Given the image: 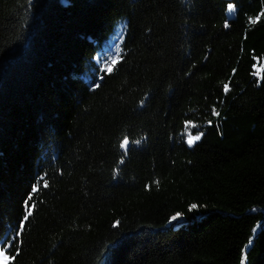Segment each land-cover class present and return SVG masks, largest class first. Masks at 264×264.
<instances>
[{
	"label": "trees",
	"instance_id": "trees-1",
	"mask_svg": "<svg viewBox=\"0 0 264 264\" xmlns=\"http://www.w3.org/2000/svg\"><path fill=\"white\" fill-rule=\"evenodd\" d=\"M263 215L264 0H0L12 264H244Z\"/></svg>",
	"mask_w": 264,
	"mask_h": 264
},
{
	"label": "snow or ice",
	"instance_id": "snow-or-ice-1",
	"mask_svg": "<svg viewBox=\"0 0 264 264\" xmlns=\"http://www.w3.org/2000/svg\"><path fill=\"white\" fill-rule=\"evenodd\" d=\"M232 11H233V9H232V6L230 5L229 6V14H232ZM225 26L227 27V25H225ZM117 63H118L117 60H113L112 61V64L108 67V72L109 73L113 70V68H115V66H116ZM98 86L99 85L97 84V87ZM228 90H229V86L227 84H225L224 85V91L227 92ZM217 115H218V113H217ZM200 139H201V136L200 135H197V136H189L188 139H187V144H188L189 147H192ZM135 143L136 144H139L140 141H135ZM128 144H129V141H128L127 138H125L124 141H123V143L120 145V147L121 148H126L128 146ZM44 187L45 188L48 187L47 183L44 184ZM32 192H36V188L35 187L32 189ZM28 199L30 200L31 197H29ZM197 208H198V205L195 204V203H193L190 206L189 211L196 210ZM31 215H32V212L29 209V211L27 212V215H25L23 217V220L24 221H27ZM181 219H182L181 214L180 213H177L176 215H173L171 217V219H170L169 222L170 223L175 222V223L178 224ZM19 227H20V229L22 231L23 228H24V224L21 223ZM19 234L20 233H16L17 236H19ZM5 243H7V240H0V245L5 244ZM11 243H15V240H13ZM251 243H252V241H249V244H251ZM9 246H11V244H9ZM14 259H15L14 256H9V255L6 254V249L4 247H0V264H12V261H14Z\"/></svg>",
	"mask_w": 264,
	"mask_h": 264
},
{
	"label": "water",
	"instance_id": "water-1",
	"mask_svg": "<svg viewBox=\"0 0 264 264\" xmlns=\"http://www.w3.org/2000/svg\"><path fill=\"white\" fill-rule=\"evenodd\" d=\"M184 216V215H183ZM188 222L187 218L184 216V218H182L179 223H170L168 224V227H171V226H174V225H181L183 223H186ZM264 230V215L263 217L257 222V224L255 225V228L253 230V233L251 235V238L249 241H252L251 244H249V241L247 242V244L245 245V248H244V264H248V252L249 250L253 247L256 239L259 237V235L261 234V232Z\"/></svg>",
	"mask_w": 264,
	"mask_h": 264
},
{
	"label": "rangeland",
	"instance_id": "rangeland-1",
	"mask_svg": "<svg viewBox=\"0 0 264 264\" xmlns=\"http://www.w3.org/2000/svg\"><path fill=\"white\" fill-rule=\"evenodd\" d=\"M116 54H117V52L113 53V55H112L113 57L111 58V60H114L116 58ZM197 128H199V127H197L196 125H193V124L189 125V128H188L186 135H185L186 140L188 139L189 136H197V135L201 136V132ZM181 216H182V218H184L183 215H181ZM6 254L8 255L7 252H6Z\"/></svg>",
	"mask_w": 264,
	"mask_h": 264
}]
</instances>
